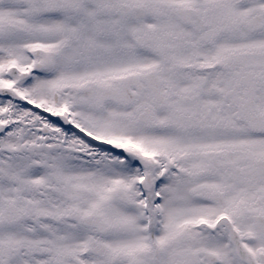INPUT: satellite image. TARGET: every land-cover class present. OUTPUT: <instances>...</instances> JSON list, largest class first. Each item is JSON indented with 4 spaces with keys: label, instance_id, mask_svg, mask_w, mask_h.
Returning a JSON list of instances; mask_svg holds the SVG:
<instances>
[{
    "label": "snow or ice",
    "instance_id": "snow-or-ice-1",
    "mask_svg": "<svg viewBox=\"0 0 264 264\" xmlns=\"http://www.w3.org/2000/svg\"><path fill=\"white\" fill-rule=\"evenodd\" d=\"M0 264H264V0H0Z\"/></svg>",
    "mask_w": 264,
    "mask_h": 264
}]
</instances>
